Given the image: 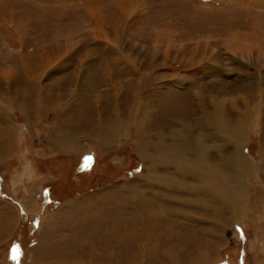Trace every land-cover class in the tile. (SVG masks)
I'll use <instances>...</instances> for the list:
<instances>
[{"label": "rangeland", "instance_id": "374dc122", "mask_svg": "<svg viewBox=\"0 0 264 264\" xmlns=\"http://www.w3.org/2000/svg\"><path fill=\"white\" fill-rule=\"evenodd\" d=\"M259 165L264 0H0V264H264Z\"/></svg>", "mask_w": 264, "mask_h": 264}, {"label": "bare ground", "instance_id": "6f19581e", "mask_svg": "<svg viewBox=\"0 0 264 264\" xmlns=\"http://www.w3.org/2000/svg\"><path fill=\"white\" fill-rule=\"evenodd\" d=\"M202 100V99H201ZM221 108H222V106H221ZM164 110V109H163ZM200 111H202V110H200ZM254 111V110H253ZM202 113V112H201ZM145 115V114H144ZM181 115L182 114H180L179 115V117H181ZM203 115V114H202ZM251 115V114H250ZM199 116V115H198ZM198 116H197V118H196V116H193V117H190V119H194L195 121H197L198 122V120H199V118H198ZM212 116L213 115H211V114H204L203 115V117H205V119H206V117H207V119H206V123H208L209 125H211V118H212ZM163 117V118H162ZM142 118H143V116H142ZM144 119V118H143ZM161 119H163V122H165V124H166V122L168 121L169 122V124H171V126H172V124H174V123H172L171 122V119L170 120H167L166 121V118H165V113H163L162 115H161ZM181 120H182V118H180ZM245 119V118H244ZM214 118H213V122H214ZM140 121H141V119H140ZM152 123H153V121H151ZM156 122H158L159 123V120L158 121H156ZM162 122V121H161ZM167 122V123H168ZM199 122H201V121H199ZM190 123H192V122H190ZM217 125H219V128L221 127H223V125L219 122V121H217ZM165 124H163L162 123V125L161 126H163V131H165V129L167 128V125H165ZM180 124H181V121L180 122H178V123H175V125L177 126L178 125V127L180 126ZM208 125V126H209ZM217 125L216 124H214V126L215 127H217ZM151 126H154V128H155V130H157V129H160L161 128V126H157L156 125V123H154V124H152ZM196 126H198V125H196ZM213 126V127H214ZM225 126V125H224ZM176 128V129H173V127H172V129H170L169 131H167V129H166V131L167 132H154L153 131V136L155 137V139L157 140V142L155 143V145H154V147H155V149H153V150H156V151H154L153 152V155H161V157H162V162L161 163H159L158 161H155V159H154V161L153 162H151L150 161V163L153 165V167H152V169H150V167H148L149 168V171H150V177H149V179H148V185H147V187L146 188H150L151 187V185H150V182H151V184L153 185V183L152 182H154V183H158V184H162V185H166V186H171L172 185V183H175V182H178V183H176V185L177 186H174V187H179L181 184L183 185H185L186 183L183 181V182H181V184H180V182H179V179H178V181L177 180H174V179H168V176L165 174L164 175V173L165 172H167V170H166V168H168V167H170V165H174V169L176 170V172L177 173H179V174H181V175H183V176H188L189 174H184L185 173V171L186 170H191V171H193V169H194V166H193V168L192 167H190V164H189V158H188V156L187 155H190L192 152V154H196V152H197V149L199 148V145H200V149L199 150H201V151H199V155H205L206 153H208L207 152V150H208V148L207 149H204L202 146H201V144H200V141L198 140V139H196V141L197 142H195V141H192L191 140V138H189L188 140V142L186 141V140H183V141H181L180 139H186V137L185 136H182V133H181V131L179 130V128ZM182 127V126H181ZM239 127V126H238ZM243 127V126H242ZM195 128H197V127H195ZM245 128V127H244ZM243 128V129H244ZM116 129H117V127H116ZM242 129V130H243ZM115 130V129H114ZM221 130V129H220ZM220 130H218L220 133H224V130L223 131H220ZM107 132H108V130H107ZM237 132V131H236ZM106 133V132H105ZM115 133V132H114ZM117 133V132H116ZM140 133V132H139ZM167 133H169V134H172L173 136H175V138L177 139V140H179V143L177 144V145H171V144H167L166 143V140H167ZM226 133V132H225ZM224 133V134H225ZM174 134H177V135H174ZM234 134V133H233ZM106 135H108V134H106ZM140 135H144L143 134V132L140 134ZM140 135H139V137H140ZM184 135V134H183ZM237 135V134H236ZM217 136V135H216ZM240 136V135H239ZM241 136H243V135H241ZM100 138L102 139V140H100V141H102V142H105L106 143V141H108V138L109 137H105L104 135H101L100 136ZM180 138V139H179ZM236 138V137H235ZM227 139V138H226ZM141 143V140H140V138L138 139V142L136 143V147L138 148V149H140L141 147H143L144 148V150L145 149H147V146L146 145H143L142 143ZM180 143L182 144V145H180ZM225 143H226V141H225ZM143 145V146H142ZM228 144L226 143V146H227ZM145 146V147H144ZM234 146V145H233ZM198 147V148H197ZM150 149L152 150V148L150 147ZM146 151V150H145ZM238 151V150H237ZM235 152V154H236V156H235V158L236 157H238V155H240L238 152ZM148 152V151H147ZM168 153H171V154H168ZM209 155H210V153H209ZM159 158H160V156H159ZM170 158H173L175 161H171V159ZM169 159V160H168ZM192 159H194V158H192ZM239 159H243L244 160V162H245V164H247L248 162H249V164L250 165H245L244 164V167L246 168L247 166L248 167H250V170H251V168L253 169V167H252V164L250 163V161L247 159V158H245V157H243V156H241ZM246 161H248V162H246ZM169 162H171V163H169ZM192 162V161H191ZM167 163H169V164H167ZM160 164L162 165V168L159 170V168H160ZM173 165H172V167H173ZM156 166V167H155ZM238 169V168H237ZM157 170H159V171H157ZM241 170H242V168H241ZM259 170V169H258ZM243 171V170H242ZM243 173V172H242ZM246 173H247V170H246ZM237 175H239V174H237ZM236 175V176H237ZM244 175V174H243ZM249 175V174H248ZM219 176V175H218ZM168 179V180H167ZM218 180V179H217ZM234 180V179H233ZM221 181V180H220ZM234 183V182H233ZM181 185V186H182ZM213 185V184H212ZM210 186V185H209ZM208 186V187H209ZM235 186V185H234ZM181 188V187H180ZM201 189V188H200ZM235 190V189H234ZM246 190V189H245ZM224 199L228 202V203H230V204H234L235 206H238L239 208H242L243 206H244V202L247 200V197L246 196H239L237 193H235V191L234 192H232L231 191V194H228L227 193V195H225L224 194ZM136 207H138V205L136 206ZM240 215V214H239ZM243 215H244V213H243ZM4 222V221H3ZM124 222V221H123ZM6 224V223H5Z\"/></svg>", "mask_w": 264, "mask_h": 264}, {"label": "crops", "instance_id": "0c3cea01", "mask_svg": "<svg viewBox=\"0 0 264 264\" xmlns=\"http://www.w3.org/2000/svg\"><path fill=\"white\" fill-rule=\"evenodd\" d=\"M234 153H235V152H234ZM234 153H233V154H234ZM207 154H208V153H206L204 156H206ZM233 154H232V155H233ZM233 156H235V155H233ZM233 156H232V158H233ZM201 157H202V156H201ZM259 167H261L262 169H264L261 165H259ZM175 171H176V170H175ZM167 172H168V171H167ZM194 172H195V171L186 170L184 174L192 175V176L194 177V179L196 180V175L194 174ZM165 174H166L168 177H171L170 174H167L166 172L164 173V175H165ZM177 174H179V173H177ZM179 175H181V174H179ZM198 176H199V175H198ZM186 177H187V176H183V175H182V178H179V177H178L177 179H179V182H180V184H181V182H183V181L185 182ZM181 185H182V184H181ZM181 185H180V187H181ZM178 203H180V200H179ZM19 212H20V211H19ZM8 221H9V220H4L3 224H5V223L7 224Z\"/></svg>", "mask_w": 264, "mask_h": 264}, {"label": "snow or ice", "instance_id": "6c2138e0", "mask_svg": "<svg viewBox=\"0 0 264 264\" xmlns=\"http://www.w3.org/2000/svg\"><path fill=\"white\" fill-rule=\"evenodd\" d=\"M13 259H15V253H14V255H13Z\"/></svg>", "mask_w": 264, "mask_h": 264}]
</instances>
